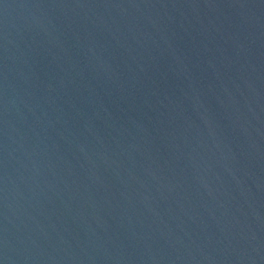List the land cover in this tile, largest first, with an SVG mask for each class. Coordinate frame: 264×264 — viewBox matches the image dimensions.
Segmentation results:
<instances>
[{
  "label": "water",
  "instance_id": "water-1",
  "mask_svg": "<svg viewBox=\"0 0 264 264\" xmlns=\"http://www.w3.org/2000/svg\"><path fill=\"white\" fill-rule=\"evenodd\" d=\"M0 264H264V0H0Z\"/></svg>",
  "mask_w": 264,
  "mask_h": 264
}]
</instances>
